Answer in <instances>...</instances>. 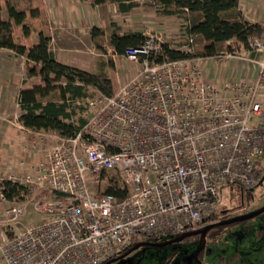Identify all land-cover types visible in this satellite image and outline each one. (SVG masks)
Listing matches in <instances>:
<instances>
[{"label": "built area", "instance_id": "2783aa9c", "mask_svg": "<svg viewBox=\"0 0 264 264\" xmlns=\"http://www.w3.org/2000/svg\"><path fill=\"white\" fill-rule=\"evenodd\" d=\"M161 44L147 35L126 48L120 57L138 71L111 96L89 88L93 96L74 99L87 110L82 126L70 137L44 135L43 160L6 178L32 193L18 203L0 192V264H105L134 236L201 229L228 187L261 182L254 157L264 149V28L245 58L225 51L151 62ZM204 61L234 66L208 78ZM110 174L119 198L104 193ZM28 205L43 219L18 229Z\"/></svg>", "mask_w": 264, "mask_h": 264}, {"label": "trees", "instance_id": "16d2710c", "mask_svg": "<svg viewBox=\"0 0 264 264\" xmlns=\"http://www.w3.org/2000/svg\"><path fill=\"white\" fill-rule=\"evenodd\" d=\"M164 17L185 15L181 26L183 34L197 46L198 57H210L223 51L225 44L233 42L230 51L249 50L252 38L260 36L264 26L260 22L247 20L238 10L239 0H148ZM91 4L104 8L115 5L118 14H127L135 7L134 0H90ZM6 19H0V50L10 52L22 58L24 77L37 81L29 89L17 92L15 104L16 122L24 129L36 133H51L59 137H70L80 128L87 115V110L73 104L74 99L84 97L87 89H95L104 96L115 93L111 79L99 74L69 67L58 63L48 49L49 38L42 34L47 27L42 0H0V12ZM23 19L21 20V18ZM102 31L96 28L89 30V37L96 49L99 48L97 36ZM36 36L34 43L29 39ZM140 34L118 35L111 32L108 46L112 54L120 56L126 48H136L143 41ZM195 57L170 49L161 44L159 53L150 59L151 62L162 60L178 61ZM255 58L256 56H252ZM115 174H110L104 181V193L120 197L123 193L116 182ZM0 192L9 202H23L32 191L15 182L0 181ZM227 197L237 199L239 204L243 195L239 189L230 187ZM215 213L208 222L217 220L220 214ZM9 235L7 229H3ZM222 230L213 228L208 234ZM176 237V236H174ZM136 241V240H135ZM132 240V242H135Z\"/></svg>", "mask_w": 264, "mask_h": 264}, {"label": "rangeland", "instance_id": "374dc122", "mask_svg": "<svg viewBox=\"0 0 264 264\" xmlns=\"http://www.w3.org/2000/svg\"><path fill=\"white\" fill-rule=\"evenodd\" d=\"M134 5L135 7L127 14H118L113 7L108 8L106 14L102 18V24L97 28L102 31V34L96 38L99 45L98 49L94 47L89 33L85 34L79 31L77 34L73 31V33H67L66 35V40L70 41L69 44L66 43L69 47L66 46V50H62V53L70 56L71 64L73 63L72 65L76 68L111 79L115 90L138 71L139 64L138 62H129L120 56L112 54V50L108 46V36L111 32H115L118 35L140 34L143 38L147 35L154 36L170 49L185 52L186 49L190 47L195 58H201L198 57L199 54H197L196 44L193 41L188 43V37L182 32L181 26L184 23L185 15L164 17L157 12L156 7L148 0H137L134 2ZM254 18L260 20L257 15H255ZM56 34L59 35L58 33ZM64 36V33H62L58 37L62 38ZM232 45L233 42L225 44L221 52L230 51L227 48H234ZM53 48H55V42L51 44V49ZM234 52H237L242 58L247 57L248 54L247 52L239 50H234ZM232 66H234V64H228V62L224 61H204L201 70L208 78H217L219 69H221V77L223 78L228 74ZM235 66H237L236 63ZM35 83L38 84L37 81H29L24 77L23 60L21 58L13 56L8 51L0 50V97L4 98V109L0 113V124L4 122V125L7 127L17 130L15 97L18 90L30 88ZM86 95L93 96L89 90H86ZM8 124L10 126H8ZM17 131H20V140L24 146L21 151L24 154V156L22 154V157L25 160V164L21 163L23 170L15 166L10 176L13 175V177L20 179L21 174L27 172L28 167L35 165V161H33L34 159L31 155V151L33 150L30 148L32 142L34 141L36 144H40V150L37 151L39 154L38 159H40V154H42L41 145L46 137L44 135L36 136L24 130ZM1 135L2 130L0 129V137ZM18 156V154H13L12 158L14 159ZM2 160H4V158L0 155V168L4 164ZM254 160L257 162L262 173V181L252 189L246 191L239 190L240 194L244 197V201L246 200L245 205L250 206L245 210L244 208H235L232 210L238 203H236V198L230 200L227 197L230 188L228 187L225 193V195L227 194L226 197L220 196L221 199L216 208L217 213H223L224 210H228L229 213L227 216H235L236 214H244L253 211L264 203V149L262 152L255 155ZM7 175L8 174L0 170V181L6 179L9 176ZM36 198L37 197H35L34 200H36ZM28 201L29 198H26L23 202ZM2 208L3 206L0 205V214ZM42 219L43 216L34 213L28 205L25 216L17 225L18 229L30 227L33 224L39 223ZM253 223H264V214L256 217ZM1 228L2 226L0 225V229ZM170 238L171 236L166 235L149 240L144 236L137 235L134 236L132 240H136L135 243L147 241L162 243L170 240ZM194 248L195 245L193 243L170 244L157 249L146 247L145 249H139L133 252L124 259L116 260L110 264H194V253H192ZM206 248L202 258V264H264V250L262 249L259 251L257 246H253L254 249H252V251H226L223 248L210 251V249ZM208 252L209 255L207 256ZM220 254L223 256V261L218 258Z\"/></svg>", "mask_w": 264, "mask_h": 264}, {"label": "crops", "instance_id": "0c3cea01", "mask_svg": "<svg viewBox=\"0 0 264 264\" xmlns=\"http://www.w3.org/2000/svg\"><path fill=\"white\" fill-rule=\"evenodd\" d=\"M137 0H134V2ZM44 16L47 20V27L42 30V34L49 38L48 49L54 56L55 60L63 65L76 68L71 64V58L69 55L62 53V50H66V43L69 44V40H66L67 33H79V31L85 34L89 33L91 28H98L102 24V18L106 14L109 7H113L115 12V5H107L104 8H99L91 4L90 0H42ZM256 3L254 0H239L238 10L240 13L251 22H261L264 20V8L261 5H252ZM257 15L260 20L254 18ZM0 19L5 20L6 15L3 11L0 12ZM23 17L21 18V20ZM73 28V29H71ZM58 29V30H56ZM100 30V29H99ZM54 32V33H53ZM59 35L64 33V37L59 38ZM76 34V35H77ZM36 36L32 35L29 39L30 43H34ZM75 41V40H74ZM78 41V40H77ZM55 42V48L51 49V44ZM69 47V46H68ZM22 59V58H21ZM23 60V59H22ZM24 63V61H23ZM78 69V68H77ZM24 74V72H23ZM29 89V88H25ZM21 89V90H25ZM20 91V90H18ZM0 113L4 109L3 99L0 97ZM16 100V97H15ZM16 103V102H15ZM16 105V104H15ZM17 108V107H16ZM17 123V122H16ZM8 126H10L8 124ZM12 126V125H11ZM2 135L0 137V155L4 158L3 166L0 168L5 174L11 175L15 166L20 167L23 170L21 163H24L22 157L23 149L22 142L20 140L19 133L17 130H24L27 133H33V135H46V133H36L27 131L17 123V130L12 129L4 125V122L0 124ZM35 143L34 141L32 144ZM31 144V143H30ZM31 148V147H30ZM31 155L35 164L43 160V155L40 154L38 159V152L31 148ZM13 154H18V157L12 158ZM16 156V155H14ZM24 156V154H23ZM7 175V176H8ZM6 176V177H7ZM13 176V175H12ZM6 180V179H4Z\"/></svg>", "mask_w": 264, "mask_h": 264}, {"label": "flooded vegetation", "instance_id": "af4514ba", "mask_svg": "<svg viewBox=\"0 0 264 264\" xmlns=\"http://www.w3.org/2000/svg\"><path fill=\"white\" fill-rule=\"evenodd\" d=\"M245 201H244V199L240 200L239 204L236 207H234L232 210H234L235 208L236 209L244 208V210L247 209L248 206H250V205H245ZM262 207H264V203H262L261 206H259L255 210L250 211V212H246L244 214L240 213V214H236L235 216H227V214L229 212L224 213V214H220V216L217 218V220L210 222L206 225L225 222V221L237 218V217L249 215L250 213H253L256 210H259ZM262 214H264V212L258 214L257 216H255L253 218L246 219V220H243L240 222L225 224V225H221V226H215L213 228H221L222 230L217 231V232H212V233L208 234V237L206 238L208 231L213 229V228L209 229L204 234L203 245L200 249H199V245H200V241H201L200 235H194V236L187 237V238H185L182 241L177 242V243H184V244L193 243L195 245V248L192 252V253H194V256H193L194 257V264H202V260H203L202 258L205 254V248L206 247H207L206 249H210V251L211 250H218L221 248H223L226 251H234V250L252 251V249H254L253 246H257L259 248V251L262 249L264 250V223H258V224L253 223V220ZM193 231H197V230H191L188 232H193ZM176 237H178V236H176ZM176 237L171 236L170 240L165 241V243L174 240ZM149 240H152V239H149ZM135 242H131V244L125 250H123L120 254H118L117 256L112 258L111 260L114 259L116 261V260L124 259L139 249H145L146 247H150V246H140L136 249L130 250L133 246L140 244V243H135ZM142 243H154V242L147 241V242H142ZM162 243H164V242H162ZM177 243H168L167 245L177 244ZM155 244H158V243H155ZM167 245H165V246H167ZM165 246H162V247H165ZM162 247H159V248H162ZM152 248H155V247H152ZM209 252H208L207 256L209 255ZM218 258L223 261V256L221 254L218 256ZM228 260H231V259H228Z\"/></svg>", "mask_w": 264, "mask_h": 264}, {"label": "water", "instance_id": "95a60500", "mask_svg": "<svg viewBox=\"0 0 264 264\" xmlns=\"http://www.w3.org/2000/svg\"><path fill=\"white\" fill-rule=\"evenodd\" d=\"M262 212H264V207L260 208L259 210H256L253 213H250L249 215H245V216H242V217H237V218H234V219L225 221V222H220V223L205 225L203 228H201V229H199L197 231L187 232V233L181 234L178 237H176L174 240H172L170 242H167V243H165V242L164 243H158V244H155V243H140V244H137V245L133 246L130 250L136 249V248H138L140 246H150V247L159 248V247H162V246L167 245L168 243H177V242H180L183 239H185L187 237H190V236H194V235H200V237H201V241H200V245H199V249H200L202 247V245H203V237H204V234L209 229H211V228H213L215 226H221V225H225V224H230V223H235V222H240V221H243V220H246V219H250V218H253V217L257 216L258 214H260ZM113 261H115V260L114 259L113 260H110V261L106 262L105 264H110Z\"/></svg>", "mask_w": 264, "mask_h": 264}]
</instances>
